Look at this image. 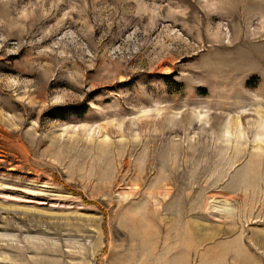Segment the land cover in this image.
Returning <instances> with one entry per match:
<instances>
[{
  "label": "rangeland",
  "instance_id": "obj_1",
  "mask_svg": "<svg viewBox=\"0 0 264 264\" xmlns=\"http://www.w3.org/2000/svg\"><path fill=\"white\" fill-rule=\"evenodd\" d=\"M0 264H264V0H0Z\"/></svg>",
  "mask_w": 264,
  "mask_h": 264
}]
</instances>
